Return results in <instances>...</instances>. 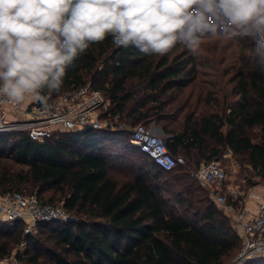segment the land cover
<instances>
[{"label":"trees","instance_id":"obj_1","mask_svg":"<svg viewBox=\"0 0 264 264\" xmlns=\"http://www.w3.org/2000/svg\"><path fill=\"white\" fill-rule=\"evenodd\" d=\"M232 43L233 61L223 70L226 56L219 63L209 59L211 75L228 77L222 84L200 80L198 66L206 62L188 49L174 52L182 44L163 56H146L134 47L113 46L109 36L76 58L54 94L89 84L105 93L113 114H121L129 127L155 123L170 152L187 164L198 168L220 160L228 149L246 157L264 183V72L256 70L248 42ZM130 139V129L69 132L43 142L24 133L0 135V192L36 194L44 204L62 203L74 216L40 222L34 235H24L22 222L0 223V260L23 242L26 250L16 253L22 264L232 259L241 247L240 233L192 169L164 171ZM122 150L141 158L137 172L118 167ZM247 264H264V258Z\"/></svg>","mask_w":264,"mask_h":264},{"label":"clouds","instance_id":"obj_2","mask_svg":"<svg viewBox=\"0 0 264 264\" xmlns=\"http://www.w3.org/2000/svg\"><path fill=\"white\" fill-rule=\"evenodd\" d=\"M163 56L196 54L205 36L250 45L264 72V0H0V98L20 105L59 92L66 69L93 44Z\"/></svg>","mask_w":264,"mask_h":264},{"label":"built area","instance_id":"obj_3","mask_svg":"<svg viewBox=\"0 0 264 264\" xmlns=\"http://www.w3.org/2000/svg\"><path fill=\"white\" fill-rule=\"evenodd\" d=\"M111 106L105 93L89 84L58 95L42 90L39 98H29L20 105L0 98V135L24 133L32 140L43 142L60 134L86 131L87 126L92 130L130 129L132 145L162 170L171 171L187 165L184 156L170 152L166 138L154 132V127L145 124L129 127L121 120V114H113ZM191 175L210 189V197L225 213L235 215L238 220L241 247L236 258L228 264H247L264 258V192L242 189L229 178L220 160L201 164L191 170ZM250 200L256 202L253 210L246 206ZM73 219L62 204H44L36 194L0 192V223L22 222L24 235H34L40 222ZM25 245L26 242L21 244ZM4 262L1 260L0 264ZM14 264L22 263L15 259Z\"/></svg>","mask_w":264,"mask_h":264},{"label":"rangeland","instance_id":"obj_4","mask_svg":"<svg viewBox=\"0 0 264 264\" xmlns=\"http://www.w3.org/2000/svg\"><path fill=\"white\" fill-rule=\"evenodd\" d=\"M183 49H187L184 45L181 47H178L177 49L175 48L174 52L178 53L181 52ZM234 45L232 43V39L226 36H205L202 38L201 44L199 48L197 49L196 54H199L203 61L206 62L205 66H198L200 70V80H211V81H218L220 83H225L228 77H225L222 75V72L220 74V78H216L213 75H211V71H213L212 68H209L208 65L211 64L213 61L209 59H213L216 62H220V60L226 56L228 58V61L224 64H221V70L228 65L231 61H233V51H234ZM215 57V58H213ZM201 61V58L199 62ZM202 73H205L206 76H202ZM224 87V85H222ZM152 127H154V132L163 135L162 131L160 129H157L155 123L151 124ZM126 150H122L120 153L124 156H117V162L119 164V168L122 170H125L127 172H137V170L140 167L141 158L140 157H135V151L133 150H127L126 152L128 154L125 155ZM125 152V153H123ZM220 161L222 163V166L227 168L229 178L237 183L240 184L242 189L248 190L250 188H254L255 183H260L262 182L260 177L256 176L251 168V165L248 163L246 157L244 156H236L232 151L230 150H224L223 154L220 158ZM207 163L205 161L201 162V164ZM185 167H188L190 169H194L195 167L193 165L187 164ZM119 170V169H118ZM113 174L115 173L112 171ZM207 192H209L210 195V189L206 186H203ZM57 204H62V203H57ZM223 211V210H222ZM223 213L228 216L232 222V224L235 226L237 230L238 229V220L235 215L232 214H227L223 211ZM26 250V245L25 246H19L17 249L13 251V256L4 259L5 262L4 264H14V260L16 259V253L18 251L24 252ZM238 253L230 260L227 261L226 264L230 263L233 261ZM1 261V260H0Z\"/></svg>","mask_w":264,"mask_h":264},{"label":"crops","instance_id":"obj_5","mask_svg":"<svg viewBox=\"0 0 264 264\" xmlns=\"http://www.w3.org/2000/svg\"><path fill=\"white\" fill-rule=\"evenodd\" d=\"M254 189L258 192H264V183L260 182V183H255L254 184ZM246 206L250 209H255L256 206V202L254 200H250L246 203Z\"/></svg>","mask_w":264,"mask_h":264},{"label":"water","instance_id":"obj_6","mask_svg":"<svg viewBox=\"0 0 264 264\" xmlns=\"http://www.w3.org/2000/svg\"><path fill=\"white\" fill-rule=\"evenodd\" d=\"M90 130H92V127L91 126H87L86 127V131H90Z\"/></svg>","mask_w":264,"mask_h":264}]
</instances>
